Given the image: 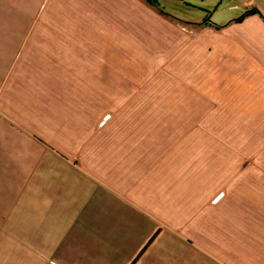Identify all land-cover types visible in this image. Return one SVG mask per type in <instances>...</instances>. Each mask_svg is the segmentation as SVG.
I'll list each match as a JSON object with an SVG mask.
<instances>
[{
	"label": "crops",
	"instance_id": "obj_1",
	"mask_svg": "<svg viewBox=\"0 0 264 264\" xmlns=\"http://www.w3.org/2000/svg\"><path fill=\"white\" fill-rule=\"evenodd\" d=\"M0 264H264V0H0Z\"/></svg>",
	"mask_w": 264,
	"mask_h": 264
},
{
	"label": "rangeland",
	"instance_id": "obj_2",
	"mask_svg": "<svg viewBox=\"0 0 264 264\" xmlns=\"http://www.w3.org/2000/svg\"><path fill=\"white\" fill-rule=\"evenodd\" d=\"M159 1H160V3H163V2H164V0H159ZM176 15L185 18L187 14H185V13H184V14H183V13H182V14H178V13H177ZM142 81H144V80H142ZM107 109H108V111H112V112H114L117 108H115V107H111V106H110V107H108Z\"/></svg>",
	"mask_w": 264,
	"mask_h": 264
},
{
	"label": "trees",
	"instance_id": "obj_3",
	"mask_svg": "<svg viewBox=\"0 0 264 264\" xmlns=\"http://www.w3.org/2000/svg\"><path fill=\"white\" fill-rule=\"evenodd\" d=\"M149 2H152V3H154V2H156V0H148Z\"/></svg>",
	"mask_w": 264,
	"mask_h": 264
}]
</instances>
